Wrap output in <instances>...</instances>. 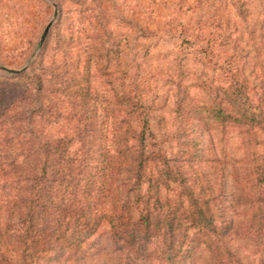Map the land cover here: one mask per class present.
Segmentation results:
<instances>
[{
	"label": "trees",
	"instance_id": "16d2710c",
	"mask_svg": "<svg viewBox=\"0 0 264 264\" xmlns=\"http://www.w3.org/2000/svg\"><path fill=\"white\" fill-rule=\"evenodd\" d=\"M215 22L182 26L202 70L174 60L151 99L135 82L113 101L95 93L112 52L89 44L83 56L84 34L97 40L91 17L76 21L68 65H48L49 31L32 65L0 67V264H72L93 249L117 264H198L201 250L246 264L230 246L264 236V81L222 55ZM198 123L214 126L212 141L241 139L244 154L223 158L229 196L204 171Z\"/></svg>",
	"mask_w": 264,
	"mask_h": 264
},
{
	"label": "rangeland",
	"instance_id": "374dc122",
	"mask_svg": "<svg viewBox=\"0 0 264 264\" xmlns=\"http://www.w3.org/2000/svg\"><path fill=\"white\" fill-rule=\"evenodd\" d=\"M90 17L97 40H88L90 33L84 34L80 45L83 56L89 44H95V49L106 45L112 52L108 61L112 76L99 72L93 77L94 91L100 99L113 101L129 95L134 82L147 86L150 99L163 95L166 79L174 74L171 71L176 59L184 60L187 70L193 65L201 71L189 49L188 38L181 35L182 26L191 28L199 19L216 21L213 30L225 44L222 55H237L251 82L261 86L264 81V70L255 66L257 58H264V0H0V67L20 71L32 65L40 55L41 38L51 22L48 65H66L71 62L77 39L76 21ZM207 73L212 75L211 71ZM210 125L198 123L202 166L214 185H226L229 196L234 183L228 172L222 178L223 172L231 169L223 158L225 149L232 156L244 154L241 139L237 133H231L222 141L218 132L212 141L209 133L204 132L214 128ZM260 149L264 151L263 147ZM215 159L223 162L213 164ZM243 159L242 168L246 162ZM245 210L240 207L241 213ZM231 246L246 264H264V236L240 240ZM93 250L84 261L72 264H117L110 253L95 254ZM197 255L201 259L198 264H217L207 251L201 250Z\"/></svg>",
	"mask_w": 264,
	"mask_h": 264
},
{
	"label": "water",
	"instance_id": "95a60500",
	"mask_svg": "<svg viewBox=\"0 0 264 264\" xmlns=\"http://www.w3.org/2000/svg\"><path fill=\"white\" fill-rule=\"evenodd\" d=\"M52 23H53V22H51V23L47 26V28L45 29V32H44V34H43V36H42V38H41V42H40V45H41V46L44 44V42H45V40H46V37H47V35H48V33H49L51 27H52ZM9 72H16V71H11V70H9Z\"/></svg>",
	"mask_w": 264,
	"mask_h": 264
}]
</instances>
